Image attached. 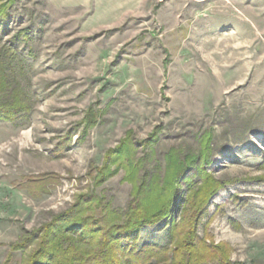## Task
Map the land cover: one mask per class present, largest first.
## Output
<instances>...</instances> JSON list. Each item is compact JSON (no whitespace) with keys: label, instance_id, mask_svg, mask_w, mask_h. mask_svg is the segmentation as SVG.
<instances>
[{"label":"rangeland","instance_id":"rangeland-1","mask_svg":"<svg viewBox=\"0 0 264 264\" xmlns=\"http://www.w3.org/2000/svg\"><path fill=\"white\" fill-rule=\"evenodd\" d=\"M0 5V56L29 106L14 122L0 120V264L11 243L88 189L127 207L123 167L99 186L92 178L126 137L135 159L146 158L139 174L163 176L170 149L196 156L206 134L204 169L224 185L197 233L225 243L231 264H264V0ZM200 163L184 177L197 182ZM43 173L55 175L49 193L30 195L28 177ZM165 225L143 228L139 244H165Z\"/></svg>","mask_w":264,"mask_h":264},{"label":"trees","instance_id":"trees-1","mask_svg":"<svg viewBox=\"0 0 264 264\" xmlns=\"http://www.w3.org/2000/svg\"><path fill=\"white\" fill-rule=\"evenodd\" d=\"M6 9L0 5V21L7 17ZM7 72V62L0 56V120L14 122L29 106L22 90L9 83ZM210 137L202 136L201 151L196 156L182 158L177 150L170 149L164 156L163 176L139 174L146 158L135 159L138 147L126 137L108 151L92 178L99 186L123 167L122 180L131 185L127 207L115 208L104 196L88 189L76 195L67 210L11 243L4 264L11 261L14 251L23 253L19 264H231L225 243L207 242L197 233L210 198L224 185L204 169V163L210 162ZM197 159L201 163L194 182L184 173ZM111 166L116 169L111 170ZM54 178L51 173L29 176L28 193H49L48 185ZM163 221L168 241L140 245L141 230Z\"/></svg>","mask_w":264,"mask_h":264}]
</instances>
